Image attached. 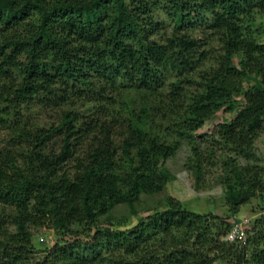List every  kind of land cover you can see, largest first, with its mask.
<instances>
[{
	"label": "trees",
	"instance_id": "16d2710c",
	"mask_svg": "<svg viewBox=\"0 0 264 264\" xmlns=\"http://www.w3.org/2000/svg\"><path fill=\"white\" fill-rule=\"evenodd\" d=\"M256 12L264 14V0H0V203L15 227L0 218V264H264L262 217L239 244L225 237L243 218L200 213L173 197L134 222L112 215L121 203L134 213L141 193L161 190L167 160L219 112L213 134L236 155L256 158L264 44L246 28ZM203 28L223 52L194 78L206 57L194 31ZM125 90L140 91L142 107L130 110L119 142L114 124L85 119L79 103L113 102ZM179 101L174 121L154 105ZM37 107L60 109L58 122L39 123ZM194 155L188 168L199 182L197 145ZM221 159L232 213L264 201L263 167ZM45 224L56 240L34 257L31 227Z\"/></svg>",
	"mask_w": 264,
	"mask_h": 264
},
{
	"label": "rangeland",
	"instance_id": "374dc122",
	"mask_svg": "<svg viewBox=\"0 0 264 264\" xmlns=\"http://www.w3.org/2000/svg\"><path fill=\"white\" fill-rule=\"evenodd\" d=\"M247 35L249 34L256 42L264 44V14L256 12L254 14V20L251 23L246 24ZM194 35L202 38L201 51L206 53L203 64L196 70L193 77L197 76L204 69H209L218 64L220 55L223 52L222 43L218 35L209 33L207 29H198L194 31ZM242 56V52L236 54L235 62H239V57ZM187 87V92L192 93L197 90V84L189 85L184 83ZM142 95L140 91L125 90L120 93L114 94L115 100L110 102L108 100H81L79 103L80 110L88 119L89 116L98 120L107 118L112 124H114V130L116 138L121 142L124 135H126L125 126L129 123L130 110L134 107H142L139 97ZM184 98V97H183ZM136 101V104H132L131 101ZM155 106L162 108L163 111L168 112L170 118L177 117L180 114L179 110H182L181 103L176 105H167V103L157 104ZM168 107H167V106ZM174 107L176 109L173 110ZM174 113H173V111ZM38 121L43 125H50L51 123H57L59 119L60 109L56 108H43L37 107ZM227 115L226 113H223ZM222 119V113L219 112L217 117L206 122L205 126L198 131L195 140L189 139L183 140L176 153L171 156L164 169L169 173V181L161 187V190L154 193H141L138 201L135 203V212L131 210L127 203L118 204L113 210L112 215L117 218L119 222L135 221L147 215L153 214L157 210H164L168 207V203L171 197L176 201L181 200L189 209L200 212L209 213L213 212L219 216L231 215L237 218H249L247 228H251L256 219L262 217L264 219V201L260 198H253L250 202L244 204L234 214L230 209L226 198V184L224 179L227 178L228 172H226V166L223 164V159L229 155L235 157L239 163L242 164H256L264 168V124L262 131L256 136L253 144V151L256 153V158L251 160L236 155V152L225 147L226 145L219 139L218 136L213 134V128ZM94 122V121H93ZM155 122L161 125L159 131L165 132V128L168 126V121L162 118V114L156 117ZM4 135H0V146L2 144ZM175 138H178V134L175 133ZM191 141H194L193 143ZM87 145V144H85ZM200 147L202 152V161L204 173L202 179L197 182L194 173L189 170L188 164L195 161L194 146ZM85 146L83 147V149ZM81 150V152L83 151ZM71 163L70 165H72ZM129 167V165L127 166ZM125 170H129L126 168ZM256 208V209H255ZM255 210V211H253ZM12 210L8 206H4L0 203V218H5L4 226H8L10 230H15L14 226H11L7 221ZM126 222V223H127ZM33 238L32 242L35 247L33 254L34 257L40 256L43 252H40L41 248L47 246H53L56 240V233L54 229L45 226H33L32 225ZM226 239V238H225ZM227 240V239H226Z\"/></svg>",
	"mask_w": 264,
	"mask_h": 264
},
{
	"label": "built area",
	"instance_id": "2783aa9c",
	"mask_svg": "<svg viewBox=\"0 0 264 264\" xmlns=\"http://www.w3.org/2000/svg\"><path fill=\"white\" fill-rule=\"evenodd\" d=\"M249 218H243L235 221L225 237L228 241L238 242L239 244L247 243V224Z\"/></svg>",
	"mask_w": 264,
	"mask_h": 264
}]
</instances>
